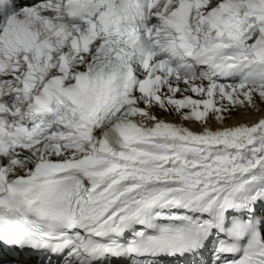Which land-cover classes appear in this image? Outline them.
Segmentation results:
<instances>
[{
    "label": "snow or ice",
    "instance_id": "1",
    "mask_svg": "<svg viewBox=\"0 0 264 264\" xmlns=\"http://www.w3.org/2000/svg\"><path fill=\"white\" fill-rule=\"evenodd\" d=\"M261 106L264 0H0V264H264Z\"/></svg>",
    "mask_w": 264,
    "mask_h": 264
},
{
    "label": "bare ground",
    "instance_id": "2",
    "mask_svg": "<svg viewBox=\"0 0 264 264\" xmlns=\"http://www.w3.org/2000/svg\"><path fill=\"white\" fill-rule=\"evenodd\" d=\"M156 114L162 118V116H160L158 113H156ZM262 115H264V106H261V110L259 112L248 111V112L242 113V114L235 113L232 116L228 117L225 123L227 125H234V124L240 122L241 120L251 122L253 120H257ZM165 116L166 117H164L163 119H166L168 121H171V122H178L179 121V118L175 114H172V113L169 114L168 113V115H165ZM210 123L212 124L213 127H216V124L214 121H210ZM185 125L192 128L193 130H199V126L194 121H186Z\"/></svg>",
    "mask_w": 264,
    "mask_h": 264
},
{
    "label": "rangeland",
    "instance_id": "3",
    "mask_svg": "<svg viewBox=\"0 0 264 264\" xmlns=\"http://www.w3.org/2000/svg\"><path fill=\"white\" fill-rule=\"evenodd\" d=\"M155 112L158 113L160 116H162V118L166 117L165 115H168V113L162 112L158 109H156ZM169 114H171V113H169ZM172 114H174V113H172Z\"/></svg>",
    "mask_w": 264,
    "mask_h": 264
}]
</instances>
